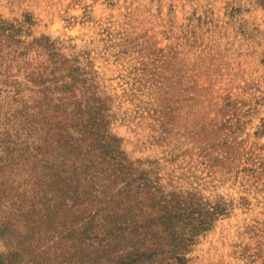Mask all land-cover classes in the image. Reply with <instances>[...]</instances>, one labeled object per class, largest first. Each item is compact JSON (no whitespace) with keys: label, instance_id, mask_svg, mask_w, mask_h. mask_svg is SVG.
I'll list each match as a JSON object with an SVG mask.
<instances>
[{"label":"rangeland","instance_id":"obj_1","mask_svg":"<svg viewBox=\"0 0 264 264\" xmlns=\"http://www.w3.org/2000/svg\"><path fill=\"white\" fill-rule=\"evenodd\" d=\"M95 107L166 196L225 210L187 264H264V5L0 0V264H67L50 250L52 218L99 206H61L51 179L64 159L75 179ZM93 186L78 185V204Z\"/></svg>","mask_w":264,"mask_h":264},{"label":"trees","instance_id":"obj_2","mask_svg":"<svg viewBox=\"0 0 264 264\" xmlns=\"http://www.w3.org/2000/svg\"><path fill=\"white\" fill-rule=\"evenodd\" d=\"M258 1L264 5V0ZM76 81L72 78L73 84ZM99 109L88 112L90 117L82 125L81 144L86 146L87 153L86 160L74 170L75 179L62 178L63 172H72L66 159L58 173L53 174L57 180L51 179L54 197L61 201V206L75 210L85 203H96L99 208L79 220L55 223L53 217L51 252L67 264H187L185 254L196 237L211 229L225 210L207 207L196 192L180 191L177 196H166L158 182L127 159L120 143L106 131L108 125ZM112 180L114 184L123 183L120 202V196L109 190ZM82 182L96 186L78 204L77 187ZM144 197L153 201L147 210L141 209L143 203L150 201ZM82 220L83 228L79 224Z\"/></svg>","mask_w":264,"mask_h":264}]
</instances>
